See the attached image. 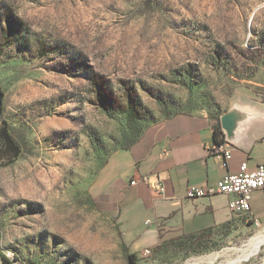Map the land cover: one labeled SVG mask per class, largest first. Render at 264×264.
Returning a JSON list of instances; mask_svg holds the SVG:
<instances>
[{"label":"rangeland","instance_id":"1","mask_svg":"<svg viewBox=\"0 0 264 264\" xmlns=\"http://www.w3.org/2000/svg\"><path fill=\"white\" fill-rule=\"evenodd\" d=\"M0 88L21 149L9 163L0 141V249L127 264L99 172L171 116L264 106V0H0ZM263 235L251 221L181 235L136 264H230ZM263 261L264 244L237 264Z\"/></svg>","mask_w":264,"mask_h":264},{"label":"crops","instance_id":"2","mask_svg":"<svg viewBox=\"0 0 264 264\" xmlns=\"http://www.w3.org/2000/svg\"><path fill=\"white\" fill-rule=\"evenodd\" d=\"M233 109L239 116L229 136L221 128L223 114L171 116L154 135L112 153L99 172V195L109 199L107 204H114L111 214L122 243L138 262L144 249L164 240L225 224L248 223L229 210L226 195L186 198L188 189L213 186L219 178L235 173L242 162L249 169L264 163V106ZM216 124L224 136L223 146L231 153L225 167L209 154ZM131 181L136 182L132 185ZM250 206L264 227V191L251 195Z\"/></svg>","mask_w":264,"mask_h":264},{"label":"built area","instance_id":"3","mask_svg":"<svg viewBox=\"0 0 264 264\" xmlns=\"http://www.w3.org/2000/svg\"><path fill=\"white\" fill-rule=\"evenodd\" d=\"M209 154L224 167L231 158L230 151L223 145L213 144L209 149ZM135 182L131 181L130 184L133 185ZM158 189L161 192L160 185H158ZM255 191H264V163L258 164L254 169H249L247 163L242 162L235 173L219 178L213 186L188 189L186 198L193 199L216 194L226 195L230 197L228 200L229 210L256 225L258 220L252 214L250 206L251 195ZM149 253L150 249L146 248L143 250L142 256H147Z\"/></svg>","mask_w":264,"mask_h":264},{"label":"trees","instance_id":"4","mask_svg":"<svg viewBox=\"0 0 264 264\" xmlns=\"http://www.w3.org/2000/svg\"><path fill=\"white\" fill-rule=\"evenodd\" d=\"M131 104V105H130ZM129 104V109L125 110L124 112H129L132 113V103ZM109 106L105 105L104 109H108ZM113 108V106H112ZM3 111V92L0 88V115L2 114ZM133 116L135 114L133 113ZM0 141L2 143V146L5 148V150L9 153L10 155V160L9 163L13 162L20 154H21V149L18 145V143L15 141L13 138L9 126L6 121H2V127L0 128ZM213 143L215 145H223L224 143V136L223 133L220 129L219 124L214 125L213 127ZM128 149V148H127ZM7 163V164H9ZM227 226L222 225L221 227ZM211 229H206L204 231H209ZM173 241V239H170L168 243ZM167 241H164L163 244H167ZM162 244L158 245L156 248H160ZM122 249L126 252V262L127 264H136L138 262L137 256L134 253H129L125 245H122ZM14 261L18 262L19 264H30V263H25V262H20L18 257L13 258ZM0 261L2 264H13L12 261L3 253V251L0 249Z\"/></svg>","mask_w":264,"mask_h":264},{"label":"bare ground","instance_id":"5","mask_svg":"<svg viewBox=\"0 0 264 264\" xmlns=\"http://www.w3.org/2000/svg\"><path fill=\"white\" fill-rule=\"evenodd\" d=\"M262 244H264V235L252 238L245 247V249L242 251V255L238 256V258H236L230 264L241 263L242 261H246L250 257L257 255Z\"/></svg>","mask_w":264,"mask_h":264},{"label":"water","instance_id":"6","mask_svg":"<svg viewBox=\"0 0 264 264\" xmlns=\"http://www.w3.org/2000/svg\"><path fill=\"white\" fill-rule=\"evenodd\" d=\"M238 116H239L238 113L234 109L224 113L221 116L220 118L221 128L225 131L227 136L231 135V132L234 129L235 121Z\"/></svg>","mask_w":264,"mask_h":264}]
</instances>
